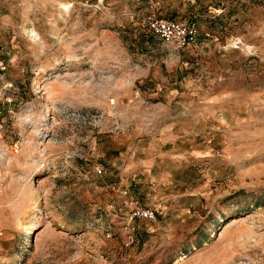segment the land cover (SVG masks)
<instances>
[{"label":"rangeland","instance_id":"obj_1","mask_svg":"<svg viewBox=\"0 0 264 264\" xmlns=\"http://www.w3.org/2000/svg\"><path fill=\"white\" fill-rule=\"evenodd\" d=\"M158 1L0 0V264H264V0Z\"/></svg>","mask_w":264,"mask_h":264},{"label":"built area","instance_id":"obj_2","mask_svg":"<svg viewBox=\"0 0 264 264\" xmlns=\"http://www.w3.org/2000/svg\"><path fill=\"white\" fill-rule=\"evenodd\" d=\"M142 20L147 32L151 36L172 46L179 52L195 45L199 41L200 29L196 21L193 19L179 20L163 16L159 10L158 0H149L148 9L142 15ZM8 66V53L4 47L0 46V73L5 72ZM0 128H2L1 124ZM122 193L127 194V189L123 190ZM136 219L156 222V211L150 208L140 207H136L131 211L126 218V224L124 225L127 244H132L136 241L134 233ZM3 233L4 232L0 230V239L3 236Z\"/></svg>","mask_w":264,"mask_h":264},{"label":"trees","instance_id":"obj_3","mask_svg":"<svg viewBox=\"0 0 264 264\" xmlns=\"http://www.w3.org/2000/svg\"><path fill=\"white\" fill-rule=\"evenodd\" d=\"M167 18H171V17H167Z\"/></svg>","mask_w":264,"mask_h":264}]
</instances>
